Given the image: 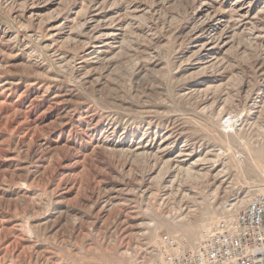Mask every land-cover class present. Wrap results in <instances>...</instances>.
Here are the masks:
<instances>
[{
    "label": "rangeland",
    "instance_id": "obj_1",
    "mask_svg": "<svg viewBox=\"0 0 264 264\" xmlns=\"http://www.w3.org/2000/svg\"><path fill=\"white\" fill-rule=\"evenodd\" d=\"M263 185L264 0H0V264H148Z\"/></svg>",
    "mask_w": 264,
    "mask_h": 264
},
{
    "label": "built area",
    "instance_id": "obj_2",
    "mask_svg": "<svg viewBox=\"0 0 264 264\" xmlns=\"http://www.w3.org/2000/svg\"><path fill=\"white\" fill-rule=\"evenodd\" d=\"M148 264H264V185L233 217L219 219L191 247L161 235Z\"/></svg>",
    "mask_w": 264,
    "mask_h": 264
},
{
    "label": "bare ground",
    "instance_id": "obj_3",
    "mask_svg": "<svg viewBox=\"0 0 264 264\" xmlns=\"http://www.w3.org/2000/svg\"><path fill=\"white\" fill-rule=\"evenodd\" d=\"M254 161H256V163H257V160H254ZM255 163V162H254ZM210 230V229H209Z\"/></svg>",
    "mask_w": 264,
    "mask_h": 264
}]
</instances>
